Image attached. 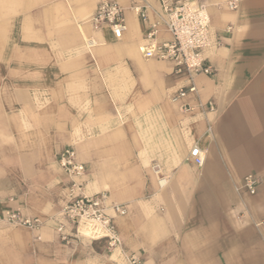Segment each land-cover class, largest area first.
<instances>
[{
  "label": "crops",
  "instance_id": "1",
  "mask_svg": "<svg viewBox=\"0 0 264 264\" xmlns=\"http://www.w3.org/2000/svg\"><path fill=\"white\" fill-rule=\"evenodd\" d=\"M97 1L0 0V264H122L103 241L57 231L70 191L57 157L69 146L85 165L77 191L125 207L113 216L123 253L264 264V0H199L213 73L192 78L139 51L153 23L169 38L157 0H117L120 38L92 22ZM143 4L144 17L131 8ZM247 175L253 194L239 185ZM7 208L38 225L9 222Z\"/></svg>",
  "mask_w": 264,
  "mask_h": 264
},
{
  "label": "built area",
  "instance_id": "2",
  "mask_svg": "<svg viewBox=\"0 0 264 264\" xmlns=\"http://www.w3.org/2000/svg\"><path fill=\"white\" fill-rule=\"evenodd\" d=\"M157 1L159 12L163 15V27L169 38L157 40L158 27L153 23L146 38L138 46L141 54L146 58L173 62L174 71L178 74L185 73L188 78L198 73L211 75L213 70L204 56V50L210 44V17L205 5L199 0ZM229 5L234 6L233 2ZM147 7V4H143L133 5L131 8L144 17ZM124 10L117 0H98L91 20L95 25L107 24L115 37L120 38L125 28ZM193 88L190 84L189 89ZM184 93L185 88L180 87L173 99ZM189 155L194 164L203 163L199 146L193 145ZM57 162L70 181L69 197L60 210V221L57 225L61 238L68 241L86 235L91 239L105 240L110 252L119 250L121 240L113 224V216L124 214L125 207L117 202H109L105 192L85 194L77 191L80 184L76 180L84 173L85 165L77 160L73 147L64 148L58 154ZM256 184L257 179L247 175L243 178L241 187L254 193ZM4 215L13 224L28 227L38 225L37 218L22 216L18 209L7 208ZM122 254L125 264H144L135 254Z\"/></svg>",
  "mask_w": 264,
  "mask_h": 264
},
{
  "label": "rangeland",
  "instance_id": "3",
  "mask_svg": "<svg viewBox=\"0 0 264 264\" xmlns=\"http://www.w3.org/2000/svg\"><path fill=\"white\" fill-rule=\"evenodd\" d=\"M4 13V12H3ZM2 14V13H1ZM0 17H1V15H0ZM174 95H176V94H174ZM181 111L184 113V112H187L188 110H187V108L186 107H184V106H181ZM244 178V177H243ZM243 178L241 179V181H240V183H239V185L241 186L242 185V182H243ZM258 183H259V181L257 180V184H256V186L258 185ZM243 188V187H242ZM243 190L246 192V194H253V193H249L247 190H245L244 188H243ZM80 237H85V238H89V237H87L86 235L85 236H80ZM89 239H91V238H89ZM95 240V239H94ZM101 241H103V243H104V245H105V247H106V242H105V240H102L101 239ZM106 250L107 251H111V250H108L107 249V247H106ZM120 250L122 251V249L121 248H119V250H113V252H115V253H118V255H119V257L122 259V264H125V262H124V258H123V251L122 252H120ZM113 252H111V253H113ZM128 255V254H127ZM140 258V257H139Z\"/></svg>",
  "mask_w": 264,
  "mask_h": 264
},
{
  "label": "bare ground",
  "instance_id": "4",
  "mask_svg": "<svg viewBox=\"0 0 264 264\" xmlns=\"http://www.w3.org/2000/svg\"><path fill=\"white\" fill-rule=\"evenodd\" d=\"M158 183H159L160 185H161V184H164V183H165V179L160 178L159 181H158ZM85 234H87V232H86Z\"/></svg>",
  "mask_w": 264,
  "mask_h": 264
}]
</instances>
